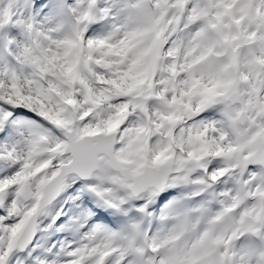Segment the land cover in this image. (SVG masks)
Returning <instances> with one entry per match:
<instances>
[{"label":"snow or ice","instance_id":"obj_1","mask_svg":"<svg viewBox=\"0 0 264 264\" xmlns=\"http://www.w3.org/2000/svg\"><path fill=\"white\" fill-rule=\"evenodd\" d=\"M0 264H264V0H0Z\"/></svg>","mask_w":264,"mask_h":264}]
</instances>
